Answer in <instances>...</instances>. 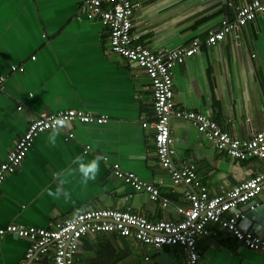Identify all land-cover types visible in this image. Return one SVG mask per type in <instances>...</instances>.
Wrapping results in <instances>:
<instances>
[{
    "label": "crops",
    "instance_id": "0c3cea01",
    "mask_svg": "<svg viewBox=\"0 0 264 264\" xmlns=\"http://www.w3.org/2000/svg\"><path fill=\"white\" fill-rule=\"evenodd\" d=\"M85 1L0 0V76H7L0 89V163L43 112L81 109L110 117L105 124L70 122L56 147L47 143L49 131L41 133L0 186V227H48L82 210L102 208L130 210L151 221H177L178 207L187 204L186 187L175 185L158 160L155 130L144 126L156 119L151 78L112 52L108 28L82 15ZM251 1L132 0L134 32L155 52L173 50L205 38L223 19H234L236 6ZM13 65L25 70L14 71ZM173 73L178 107L208 114L233 136L251 138L264 128V13L239 34L203 46ZM171 134L176 162L194 163L212 195L264 170V160L239 159L219 150L189 120L172 117ZM87 146L90 157H108L97 180L84 188L79 176L74 178L67 186L72 192L68 202L49 197L45 190L55 187L52 173L69 166ZM115 163L159 187L170 203L164 206L116 177ZM256 200V210L242 206L248 214L244 224L264 237V192ZM209 228L211 235L198 240L199 264H264V252L248 248L219 224ZM29 246L28 239L5 235L0 264H19ZM80 247L78 264H182L186 257L180 246L156 248L116 232L84 236ZM37 264L54 263L44 258Z\"/></svg>",
    "mask_w": 264,
    "mask_h": 264
},
{
    "label": "built area",
    "instance_id": "2783aa9c",
    "mask_svg": "<svg viewBox=\"0 0 264 264\" xmlns=\"http://www.w3.org/2000/svg\"><path fill=\"white\" fill-rule=\"evenodd\" d=\"M234 19L225 18L210 30L205 38H196L187 46L155 52L138 40L134 32V3L132 0H86L82 15L89 20L98 19L109 30V45L115 54L143 69L151 78L153 112L156 119L150 124L155 130V147L158 160L175 185L186 187L187 204L178 207L180 220L151 221L146 216L130 210L112 208L85 209L59 223L48 227L26 226L9 223L0 227V240L7 234L28 239L30 246L19 264H37L44 258H52L54 264H78L81 240L84 236L101 232H116L142 243L161 248L164 245L180 246L186 257L182 264H199L198 240L211 235L210 223L219 224L232 233L250 249L264 252V237L254 233L244 224L248 214L242 206L256 210L257 197L264 192V170L220 194L212 195L203 185L192 162L178 164L171 134L172 117L191 121L206 138L222 151L239 159L258 157L264 160V128L251 138H238L208 114L177 106L174 99L175 66L199 53L203 46L211 47L224 41L228 34L246 26L264 13V0H252L236 6ZM81 19V16H79ZM36 57L34 56L33 59ZM12 70L24 71L25 66L13 65ZM6 75L0 76V89L5 88ZM21 108V106L19 107ZM59 115L70 122L105 124L108 115H97L81 109H65L43 112L33 119L27 130L18 138L8 153L7 160L0 163V186L9 174L24 161L36 138L49 131L52 120ZM70 138L74 133L69 134ZM90 150V147L87 146ZM114 174L135 190L147 192L154 201L166 206L170 198L161 194L159 187L142 180L134 172L123 170L119 163L113 164ZM243 223V224H242ZM149 260V257L146 258Z\"/></svg>",
    "mask_w": 264,
    "mask_h": 264
},
{
    "label": "clouds",
    "instance_id": "9594fccd",
    "mask_svg": "<svg viewBox=\"0 0 264 264\" xmlns=\"http://www.w3.org/2000/svg\"><path fill=\"white\" fill-rule=\"evenodd\" d=\"M70 127V120L64 115L56 116L49 128L47 143L50 147H56L61 133ZM89 149L74 156L71 164L64 169L52 173L55 187H49L45 191L47 195L54 200L68 202L72 199V192L67 187L72 180L79 176V184L86 188L90 181H96L101 170V162H108L106 154L98 153L89 156ZM43 195V193H42Z\"/></svg>",
    "mask_w": 264,
    "mask_h": 264
},
{
    "label": "water",
    "instance_id": "95a60500",
    "mask_svg": "<svg viewBox=\"0 0 264 264\" xmlns=\"http://www.w3.org/2000/svg\"><path fill=\"white\" fill-rule=\"evenodd\" d=\"M241 32V28L235 31L236 34H239Z\"/></svg>",
    "mask_w": 264,
    "mask_h": 264
}]
</instances>
